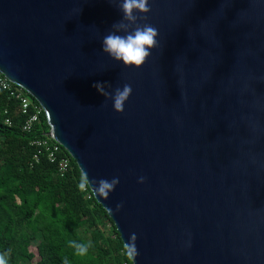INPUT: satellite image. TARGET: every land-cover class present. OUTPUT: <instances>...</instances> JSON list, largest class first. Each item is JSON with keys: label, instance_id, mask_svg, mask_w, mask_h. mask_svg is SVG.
I'll list each match as a JSON object with an SVG mask.
<instances>
[{"label": "water", "instance_id": "water-1", "mask_svg": "<svg viewBox=\"0 0 264 264\" xmlns=\"http://www.w3.org/2000/svg\"><path fill=\"white\" fill-rule=\"evenodd\" d=\"M149 2L160 47L137 69L101 51L109 0H0V72L81 173L119 177L89 188L133 264H264V0ZM97 82L131 84L123 113Z\"/></svg>", "mask_w": 264, "mask_h": 264}, {"label": "trees", "instance_id": "trees-1", "mask_svg": "<svg viewBox=\"0 0 264 264\" xmlns=\"http://www.w3.org/2000/svg\"><path fill=\"white\" fill-rule=\"evenodd\" d=\"M34 113L24 114L19 100L0 91V254L7 264H63L62 257L69 264H133L89 186L90 198L78 188L82 173L75 160L62 147L51 163L49 153L33 144L50 132L44 111L30 132L23 130ZM63 157L70 160L64 174ZM73 239L91 242L86 256L74 255L67 244ZM36 252L45 259L36 260Z\"/></svg>", "mask_w": 264, "mask_h": 264}, {"label": "clouds", "instance_id": "clouds-1", "mask_svg": "<svg viewBox=\"0 0 264 264\" xmlns=\"http://www.w3.org/2000/svg\"><path fill=\"white\" fill-rule=\"evenodd\" d=\"M115 4L122 17L112 25V30L102 37L101 51L107 54L112 60L122 62L125 67L141 68L152 55V50L160 47L158 40L159 30L148 23V13L152 11L149 0H109ZM143 22V23H141ZM98 92L105 97V100L113 101V108L117 113L124 112V105L132 94L131 84L125 83L123 87H116L113 91L106 90L103 83L93 85ZM145 177L138 178V183H144ZM120 183L119 177L112 179L101 178L99 180L89 179L84 171L81 174L78 188L85 190L89 185L98 197L108 199L116 186ZM123 207L122 203L116 205V210ZM137 235L132 233L127 242L124 243V252L128 260L132 261L139 255L136 246ZM68 247L74 250L78 257L86 256L91 248V242L77 241L75 239L67 242ZM63 264H69L67 257H62ZM0 264H7L4 254H0Z\"/></svg>", "mask_w": 264, "mask_h": 264}, {"label": "built area", "instance_id": "built-area-1", "mask_svg": "<svg viewBox=\"0 0 264 264\" xmlns=\"http://www.w3.org/2000/svg\"><path fill=\"white\" fill-rule=\"evenodd\" d=\"M0 91L10 93V95L17 100H19L22 111L24 114H27L31 108L34 109L35 113L30 117V119L24 125L23 130L25 132H30L34 123L38 121L39 114L44 111L42 107L39 105H35L31 96L22 88L16 86L11 83L1 72H0ZM9 123V121H7ZM45 139L38 140L33 144L39 148L45 149L49 155L48 159L51 163L57 162V156L62 151V146L56 142L53 138L49 136V133L45 135ZM40 154V152H39ZM36 160L39 159L38 155L35 157ZM70 167V160L68 158H61L59 162V170L62 174H64ZM87 192L88 198L91 197L90 193H88V188L84 190Z\"/></svg>", "mask_w": 264, "mask_h": 264}, {"label": "rangeland", "instance_id": "rangeland-1", "mask_svg": "<svg viewBox=\"0 0 264 264\" xmlns=\"http://www.w3.org/2000/svg\"><path fill=\"white\" fill-rule=\"evenodd\" d=\"M36 255H37V252H36ZM42 259H45V257L39 256V255L36 256V260H42Z\"/></svg>", "mask_w": 264, "mask_h": 264}]
</instances>
